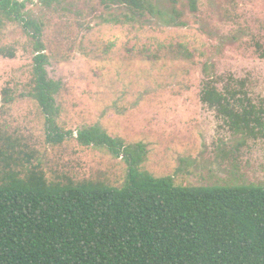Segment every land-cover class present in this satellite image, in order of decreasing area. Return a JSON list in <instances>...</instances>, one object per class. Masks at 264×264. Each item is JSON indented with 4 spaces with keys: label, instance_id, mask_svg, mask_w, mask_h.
<instances>
[{
    "label": "rangeland",
    "instance_id": "374dc122",
    "mask_svg": "<svg viewBox=\"0 0 264 264\" xmlns=\"http://www.w3.org/2000/svg\"><path fill=\"white\" fill-rule=\"evenodd\" d=\"M42 25L49 76L61 81L57 124L66 132L99 127L126 145L143 143L141 171L184 187H264V137L239 132L201 101L205 68L224 91L229 79L247 82L264 111V0H154L164 17L131 16L118 0H17ZM182 14L177 23L169 25ZM121 22V23H118ZM180 24V25H179ZM182 24V25H181ZM182 44L193 58L166 48ZM0 118L3 128L37 154L50 182H102L122 188L129 167L105 149L76 139L47 142L46 119L29 96L33 89L35 40L24 26L0 17ZM159 50V61L140 52ZM14 97L4 104L3 91Z\"/></svg>",
    "mask_w": 264,
    "mask_h": 264
},
{
    "label": "trees",
    "instance_id": "16d2710c",
    "mask_svg": "<svg viewBox=\"0 0 264 264\" xmlns=\"http://www.w3.org/2000/svg\"><path fill=\"white\" fill-rule=\"evenodd\" d=\"M187 1L197 12L198 0ZM118 3L129 10L128 22L164 17L154 0ZM26 9L27 2L0 0V17L24 26L35 40L29 96L45 116L47 142L76 139L84 147L105 149L123 159L129 173L122 188L70 179L50 182L34 165L37 154L13 139L0 118V264H264V187L176 186L170 177L141 171L149 153L143 143L126 145L99 127L77 135L60 129L57 96L63 83L50 78L43 26L30 20ZM173 14L169 25L182 17L176 10ZM166 49L193 58L182 44ZM160 51L140 54L156 62ZM0 54L16 58L11 49ZM204 71L202 103L239 132L264 137V111L251 99L247 82L231 78L220 91V78L209 75V67ZM3 96L5 105L14 102L9 88Z\"/></svg>",
    "mask_w": 264,
    "mask_h": 264
}]
</instances>
